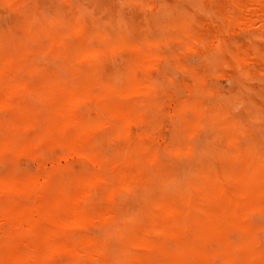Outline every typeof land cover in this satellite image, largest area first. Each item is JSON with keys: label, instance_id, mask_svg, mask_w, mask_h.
<instances>
[{"label": "bare ground", "instance_id": "6f19581e", "mask_svg": "<svg viewBox=\"0 0 264 264\" xmlns=\"http://www.w3.org/2000/svg\"><path fill=\"white\" fill-rule=\"evenodd\" d=\"M6 1L15 5L21 0ZM227 3L229 14L232 10L237 14L223 15L226 22L221 30L259 24L264 32V0ZM88 16L76 9L68 20L67 33L48 30L51 54L67 59L74 69L90 66V71H83L87 75L84 79L74 72L65 78L52 76L47 68L26 70L19 64L24 53L15 50L6 56L0 51V158L27 154L39 159L40 148L57 146L68 152L66 159L74 156L92 167L68 178L58 177L56 170L0 174V198L5 199L0 203V264H68L57 260L62 254L69 257L70 264L84 260L96 264H264V148L254 145L258 138L243 130L247 139L253 140L244 148L226 110L209 113L195 107L201 117L210 115L212 123L219 120L225 125L227 139L235 149L214 151V160L193 163L188 170L166 164L159 149L138 143L146 138L145 132L137 137L132 132L134 126L144 124L150 108L156 105L155 85L139 78L138 71L149 75L160 61L158 43L147 40L146 46L135 44L128 35L110 43L112 55L126 50L133 59L129 73L116 74L114 80L107 81L98 63L103 49L90 46L88 38L95 33L109 41L110 36L96 28L99 24L90 23L88 18L93 17ZM54 23H63V19H54ZM178 25L185 32V48L199 49L205 35L194 34L191 21L182 20ZM66 34H75L79 40L68 44ZM231 55L230 62L246 69L261 54L234 51ZM24 71L40 84L18 79L17 74ZM32 95L41 103L39 108L32 106ZM82 105L94 106L98 117L85 118L78 111ZM7 112L16 117L8 118ZM105 128L111 129L115 140L126 143L112 157L96 146L97 131ZM31 131L37 133L31 136ZM168 151L176 156L184 152L192 158L198 153L192 145ZM220 157L230 164L217 165ZM136 186L149 195L156 188L160 190L153 198L143 199L148 203L145 209L130 213L125 193ZM19 195L27 196L28 201H21ZM256 214L262 217L260 222L254 221ZM92 223L108 224L107 234L96 237L80 232ZM233 229L240 233L239 238L232 239L229 231ZM114 235L115 241L111 240ZM210 241H215V246Z\"/></svg>", "mask_w": 264, "mask_h": 264}, {"label": "rangeland", "instance_id": "374dc122", "mask_svg": "<svg viewBox=\"0 0 264 264\" xmlns=\"http://www.w3.org/2000/svg\"><path fill=\"white\" fill-rule=\"evenodd\" d=\"M73 1L21 0L13 5L6 0H0L1 54L9 56L15 50L21 51L25 57L20 59L19 64L26 70L33 67L47 68L46 70L52 76L60 75L68 78V76L71 77L70 73L74 72L77 77L79 75V79L86 78L87 75L84 72L90 71V66L84 64L80 68L74 69L70 61L51 54L47 49L50 42L49 31L58 32L57 34L67 33L68 20L77 9V11L93 17L88 16V21L96 25L99 24V27L96 28H101L102 32L110 36L109 41H104L95 33L93 38H88L90 46L103 49L104 54L99 58L98 63L102 72L105 73L107 81L114 80L116 74L129 73L132 70L129 61L133 59L132 54L126 50L122 52L117 50V53L112 55L109 50L110 43H115L119 37L124 35H128L135 44L146 46L147 40H154L158 43L160 61L157 62L149 75L142 70L138 71L139 78H146L149 83L155 85L156 105L150 108L144 124L134 126L132 132L136 137L139 133L145 132L146 138L138 143L142 142L154 149H159L166 164L173 163L177 168H179L177 165H180V170H188L193 163L211 162L215 158L213 154L217 151L235 149L227 139L228 130L225 125L219 120L212 123L210 115L207 118L201 117L195 107H200L209 113L215 110H226L228 122L233 124L232 128H236V135L240 136L243 141L241 146L247 148L253 141L248 140L247 136L243 134V130L246 129L248 134H254L258 138L254 145L257 148H264V73H262L264 72V32L263 29L260 30L262 27L259 24L249 26L248 29L246 26L230 29L232 32L221 30L226 22L223 15L228 18L229 15L237 14L236 10H232L229 14L228 0H76L77 4L75 0ZM57 18H62L63 23H54V19ZM182 20L192 22L194 34L200 32L205 35L204 43L199 49L190 51L185 48V32L178 25V22ZM33 21L35 23L32 24ZM78 40L75 34H66V43L71 44ZM234 51L261 55L258 56L256 62L250 63L245 69L230 62L231 54ZM216 55L220 57H215ZM188 58H192L190 64ZM17 75L20 80L32 81L36 86L40 84V81L31 79L26 71ZM173 77L175 78L173 79ZM30 100L35 108L41 106L34 96L30 97ZM78 111L87 119L99 115L97 109L91 105H82ZM6 116L11 118L16 117V114L7 112ZM202 124L204 125L202 126ZM36 133L37 131H31L29 134L33 136ZM97 133L96 146L107 156L112 157L126 146L125 141L115 140L109 128L99 129ZM190 145L198 151L193 158L184 152L176 156L168 151L171 147L185 150ZM39 152V159L27 154H10L6 158H0V174L28 175L56 170L58 177L68 178L87 172L86 169L92 170L91 165L77 157L70 156L66 159L68 152L64 148L44 146L39 149ZM227 164H230L227 159L223 157L217 159V165L223 167ZM135 170L132 168V171ZM158 189L153 190L150 195L144 188L137 186L132 192H126V206L129 207L130 213L140 210V208L145 209L148 203L143 199L153 198L158 194L160 190ZM96 191L100 193L101 189ZM17 197L23 202H27L29 199L25 195ZM4 201V198H0V203ZM262 201L264 203V197ZM253 219L260 222L262 217L256 214ZM108 227V224L92 223L85 225L80 232L102 237L107 234ZM229 234L232 239L235 237L237 239L240 236V233L235 229L230 230ZM190 236L193 238L192 235ZM111 240H116L115 235ZM210 243L213 246L216 244L215 241H210ZM57 260L70 264V259L65 254L59 255ZM81 264H96V261L84 260Z\"/></svg>", "mask_w": 264, "mask_h": 264}]
</instances>
